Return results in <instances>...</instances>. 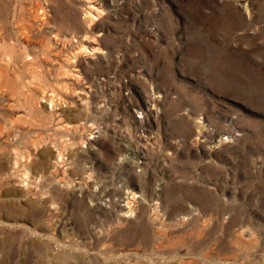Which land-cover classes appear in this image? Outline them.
<instances>
[{"label": "rangeland", "instance_id": "374dc122", "mask_svg": "<svg viewBox=\"0 0 264 264\" xmlns=\"http://www.w3.org/2000/svg\"><path fill=\"white\" fill-rule=\"evenodd\" d=\"M0 264H264V0H0Z\"/></svg>", "mask_w": 264, "mask_h": 264}, {"label": "bare ground", "instance_id": "6f19581e", "mask_svg": "<svg viewBox=\"0 0 264 264\" xmlns=\"http://www.w3.org/2000/svg\"><path fill=\"white\" fill-rule=\"evenodd\" d=\"M41 13L44 15L45 11L42 10ZM87 15H88V14H87ZM89 16L91 17L92 20H93V19H96V17H95L94 15H92V13H89ZM51 107L53 108V101H52V105H51ZM251 233H252V232H251Z\"/></svg>", "mask_w": 264, "mask_h": 264}]
</instances>
